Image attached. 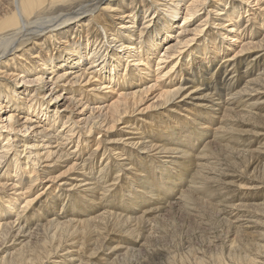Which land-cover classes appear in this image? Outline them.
Here are the masks:
<instances>
[{
  "label": "rangeland",
  "instance_id": "1",
  "mask_svg": "<svg viewBox=\"0 0 264 264\" xmlns=\"http://www.w3.org/2000/svg\"><path fill=\"white\" fill-rule=\"evenodd\" d=\"M115 1L117 3V0ZM137 1L127 0L126 6L123 5L124 2H121V5L117 3L113 7L117 8L120 6L119 10L125 11L123 13L124 15L135 13L137 16L136 25L141 29L142 34H145L150 30L147 29L151 24V22L149 24V19L155 22L157 16L156 14H152L146 20L142 19L141 4ZM144 2L149 4L150 0H144ZM185 2L186 5L192 3L193 7H196V13L192 17H188L189 19L183 23V13L180 10L179 16L176 19L177 22L174 24V27L172 26L173 29L170 31L174 32L171 33L168 44L164 45L165 41L160 43L157 53L150 56V70L152 72L148 74V77L142 79V81H127L123 84L118 76L115 75L112 79L114 81L111 80L112 83L108 84L105 82L102 85L104 81H97L93 82V85H90L87 83V74L88 72H92L93 69H89L85 75H82L78 81L74 82L76 80V74H80V72H77L79 70L76 68H67L69 69L67 76L60 80L58 84H53L55 78L62 73L61 70L63 69V67L55 66L47 70L43 82L40 83L32 81L30 78L34 72H31L33 66L30 69L26 67V64L28 66L31 65L29 60L25 61L26 64L21 65L22 71L25 73L21 72V69L15 64L17 61L16 57L21 51L25 55V49L30 46H36L34 44L35 40L29 41L30 44L26 48L20 47L15 49L10 53V57L8 53V67L16 69L8 72L15 73L16 78H6L0 75V92H7L10 88L16 89L20 95H17V97L23 98L18 99L20 104L23 103L22 101L24 99H30V96L33 94L32 92H35L37 87L40 88V93L42 92L37 96L38 98H41L42 94L47 98L49 96V89L56 90L54 94H61L57 100L60 112L66 114L70 112L73 117L64 126L62 123L65 121H58L55 127L46 129L47 136L42 137L40 132L33 139V134L35 135V133L31 132L32 128L26 134L19 132L18 129L24 121L30 124L32 123L31 125H38L39 120L35 116L26 117L24 109H21L19 105H12V103H10L12 105L10 108L3 107L0 110V133L2 134H0V155H2L0 159V264H264V25H261L262 27L259 24L254 25V20L249 19L251 16L260 19L259 22L264 19V0L259 1L261 3L260 5L255 0H222L221 3L218 0H185ZM161 3L160 1L157 2V4ZM235 5H239L243 11L241 16L233 21L237 23L236 25H239V30L241 31L238 32L242 35L237 42L234 41V38L227 39L223 35V33L228 32V27L233 25L231 21L225 19L224 10L227 11ZM65 7L59 6L56 9V14L60 10L68 9V7ZM129 7L134 8L133 13L128 10ZM158 8L160 10L162 6ZM105 18L108 29H112V27L117 25L114 24L109 14L105 15ZM220 22L225 26L223 24L220 26ZM79 24L78 26L72 24L74 29L71 36L72 38L74 36L78 43L86 38L92 42L90 49L97 48V50L102 51L105 48L102 47L103 43L107 45L111 44L110 40L112 41L113 37L109 34L110 30L105 33L104 29L95 25L93 21L89 24L87 22L82 24L80 21ZM85 24L86 27H83ZM182 24H184V28L178 31L177 26ZM197 26H200V31H195ZM217 30L221 32L217 34L219 39L224 38L226 44H233L231 49L229 48L227 52H224L223 55H226L224 59L213 61V54L207 55L208 57L210 56L209 60L211 64L214 62L217 63L216 68L220 67V73L218 71L217 74L220 77V82L218 81L219 83L217 84L218 89L217 86L214 89V80L204 79L201 83L202 87L199 86L200 89L197 87V92L191 90V95L183 99L185 101L179 97L174 102H171L173 104L169 103L174 107L175 105H183V109L169 107V112L179 110L175 113L173 112V116H175L172 123L169 124L171 126L168 124L159 125L157 118V121L154 119L156 123H153L155 125L158 124V129L155 125L151 124L152 127L150 124L147 125L146 123L148 121L145 118L150 117V115L153 118H161L160 113L168 108L167 106L159 105L162 99L159 96L161 93L168 92L170 89L171 91L177 88L184 90L190 87L191 83L186 85L182 84L186 78L188 80L190 79L189 74L191 71L189 69H195L197 67L200 56L197 54L192 57L191 66H182L181 63L183 59L184 61L188 59L186 53L194 49L204 36H214ZM170 32L167 33L168 36ZM262 41L263 43H261ZM42 42H44L42 48H47V50H51L52 45L58 46L59 43L58 40L55 43L51 42L47 37L42 38ZM112 44L113 47H116V52H121L120 54L125 55V51L120 48L119 43L113 42ZM173 44H177L175 49L169 50L170 54H166L165 52L168 51L167 47ZM157 56L160 58H157ZM94 59H97V57ZM225 59H228L233 64L222 63L221 65L220 63L219 65V61H224ZM122 60H125L124 63L130 61L126 60L125 56ZM203 61L206 62L207 59H203ZM98 63L100 61H96L94 64ZM129 63H133V61ZM214 63L212 64L213 67H209L210 69H214ZM208 65L210 64L208 63ZM231 65L232 67H230ZM224 67H226L225 70ZM132 72L136 74L138 70L133 69ZM22 74H28V76L24 79L21 78ZM196 78L197 80L199 79V74L196 75ZM97 79L98 77H95L94 80ZM69 80H72L74 83L71 84L72 81L68 82ZM204 83L209 84L207 89L211 92L209 94L210 96L207 97L208 103L214 102V107L217 108H214L216 113H210L214 118L208 123L211 129L200 137L202 139L201 141L200 139L198 140L197 136L195 137L194 133V138L190 134L193 139L191 136L189 137V133L185 131L189 125L186 126L183 123L182 116L184 115V110L195 106L193 105V103L195 104L194 99L205 87ZM228 83H230V86L234 85L232 86L234 89L229 91L230 86L228 87ZM92 86L99 89L94 90L92 93ZM102 86L111 87L102 88ZM24 89L25 91L22 92ZM134 91H137L136 95L139 96L141 101L132 99H126V101L132 103V109L137 108V110L132 112L128 108V111L126 110L127 113L122 114L123 117L121 115V119L117 123L104 121L105 115L106 117H110L112 114L113 105L125 101L122 95L124 96L125 93H132ZM214 91L216 94L218 91L219 93L214 95ZM225 91H228L230 95L227 92L225 93ZM95 94L99 96L96 97ZM55 101L53 98L50 103H57ZM132 101H136V104L134 103V105ZM152 102L154 107L153 105L151 108L147 107ZM4 104L5 101L2 105ZM10 104L8 103L7 105L9 106ZM67 106L69 107L67 108ZM49 107L53 108V104H50ZM10 109L12 113L9 111ZM205 113L202 112V116ZM9 114H14L12 115L14 117L13 120L17 119L18 122L16 123L14 121L15 123L11 127H6L4 125L8 122L7 116ZM221 114H223V117ZM162 115V118H165L167 113L163 112ZM176 115L179 116V119L176 118ZM181 122L182 126L179 124ZM174 124H179L180 128H174ZM39 125H44L45 127L48 125V121H41ZM218 126L219 133L217 132L218 129L215 128H218ZM170 127L172 130H170ZM165 128L167 129L165 130ZM214 129L220 136L216 133L214 134ZM169 130L171 135L167 136V133H169L167 131ZM179 130L182 131V137L180 139H187V141L186 139H182V141L187 143L185 146L188 145L187 147L195 150L193 153H195L196 159L192 164L195 169L197 168L196 174L194 173L195 169L190 168L193 167L192 164L187 163L185 165L186 162L183 159L181 163L182 171H180V163L176 165V162L172 161L166 164L164 160L170 157L168 156L169 153H162L159 149L151 146L153 144L157 146L159 139L171 140L172 136H175L176 140H178ZM15 135L27 138V140L29 138L31 142L39 144L38 147L33 148V150H37L36 154L39 156L38 161L34 153L31 155L28 153V149L22 151L23 147H19L16 150L12 147ZM56 136L58 137L56 138ZM27 140L21 141L27 142ZM7 145L10 149L6 151L2 149V146L5 147ZM204 147L206 148V153L204 152L202 155L201 150ZM54 151L62 155L58 161L56 160ZM197 151L200 156L202 155L201 159L198 158ZM3 152L4 154H2ZM18 152L20 153L17 154ZM63 152L66 157L63 155ZM49 153L50 156L45 157ZM146 153L151 155L152 158H149V155ZM116 155L118 156L116 157ZM33 158L35 160H32ZM144 158L147 160L145 161ZM157 158L160 159L158 160ZM167 159L171 160L172 158ZM16 161H18L22 170L15 174L12 168ZM145 162L147 163L145 164ZM82 164L86 166L83 167ZM164 164L170 168L171 173L174 175V191L168 196L162 197L163 199L159 198L160 201L156 200L153 202L149 199L146 201L145 207H135L133 210L138 214L135 211H130L129 213L124 211L125 214L123 210H120L124 204H116L115 202L117 201L114 199L119 196L126 199L132 193V190L141 189L145 185V180L142 177H137V174L133 176L134 170L132 166L135 165L140 171L147 169L149 172L152 171V173H155V175H161L159 171L165 167ZM28 165L30 168H27ZM102 165L107 170H104L101 167ZM119 165H121L120 168ZM195 165L198 167H195ZM122 166L124 168H121ZM82 167L83 170H87L88 168L96 172L97 175L94 178L92 176L89 178L98 180L96 186L95 184L93 185L92 190H87L88 199L92 201H86L85 205L80 196V193L83 194L80 192L83 190V187H70L72 183L76 184L78 179L80 182L85 176L82 173ZM184 167L189 171H186ZM147 170L146 172H148ZM99 171L102 173L99 174ZM105 172L106 174H104ZM108 172L109 175H107ZM177 172L179 175H177ZM176 176L178 178L180 176L181 181ZM105 177V181H109L106 184L103 183ZM190 177L194 183L189 181ZM197 180L199 182H196ZM190 184L192 185L191 187H189ZM193 184H196V186L194 187ZM112 191H116L114 195L111 193ZM71 193L76 194L74 198L70 196ZM79 198H81L80 200L82 202L78 200ZM96 198L98 199L96 200ZM44 200H49L51 204H56H52L53 206L50 203L46 205ZM9 201L12 203L8 207H5V204ZM87 202L91 204H87ZM78 204L79 206L84 205L86 207V210L83 211L84 213L80 209L76 210ZM110 204L113 206V209ZM89 205L92 207L90 208ZM149 205H152V207L150 208ZM96 206L100 207L97 208ZM37 208L38 211L36 210ZM138 208L139 210H137ZM104 209L107 213H105ZM79 211L81 213L78 214ZM59 212L61 213L59 214ZM122 213V217H130L129 219L131 220L124 223H122L123 221L117 222L114 216L122 215ZM51 216L52 218H50ZM90 216L94 218L92 223L94 226L91 227L89 234L85 231L86 228L83 224H79L78 228H76L77 230H81V232L75 234L74 231L72 233L70 228L61 229L62 227H60L55 231L52 228L44 229L43 227L52 220L55 222H60L61 220V223H65L70 218L74 221H79L88 217L91 218ZM61 217L63 220L69 218L63 221ZM77 217L80 219L78 218L76 220ZM38 218L39 220H37ZM18 231L25 232L23 234L26 236L22 233L20 235L17 234ZM17 251L21 253L19 254ZM68 255L71 256L69 257ZM107 260L109 262H106Z\"/></svg>",
  "mask_w": 264,
  "mask_h": 264
},
{
  "label": "bare ground",
  "instance_id": "2",
  "mask_svg": "<svg viewBox=\"0 0 264 264\" xmlns=\"http://www.w3.org/2000/svg\"><path fill=\"white\" fill-rule=\"evenodd\" d=\"M158 1H160L162 3L161 4H157ZM221 1L222 0H218V2H220V3H221ZM242 1H245V0H242ZM246 1H249V0H246ZM255 1H257L259 3L260 0H255ZM121 2H124L123 5L126 6L127 0H117V3H119V5H121ZM137 2L141 4L140 8H141V17H142V19H145L146 20V18L148 16L150 17V15H152V14H156V16H157V20L155 22L152 19H149V24H150V22H151V24H150L149 27H147V29L148 30L150 29V30L147 31V33H145V34H142L141 29H139L138 26L136 25V22H137L136 21V17L137 16L135 15V13H133L134 8L133 7H129L128 8V10L131 13H133V14L130 13L131 15H128L129 14L128 13L127 15H124L123 13L125 11L119 10L120 9L119 8L120 6L117 7V8H114L113 7V6L117 5V3H116L115 0H0V75L1 76H4L6 78H14L15 79L16 78V74L13 73V72H8V71H14V70H16V69H12V68L8 67V64H9V60L7 59L8 53H9V57H10L11 56L10 53L13 52L15 49L20 48V47L26 48L30 44L29 41L35 40L34 44L36 46H34V47L33 46H30L29 48L25 49V52H26L25 55H24V53H22V51H21L20 54H19V52H17L19 55H17V57H16L17 58V61L15 63L16 65H18V68L21 69V72L25 73L24 71H22L21 65H23L25 63V61L29 60V62H30L31 65L28 66L26 63L25 64H26L27 69H30V67L33 66V68H32L33 70L31 72H34V73L30 77L32 79V81H36V82L42 83L43 82L44 75H46V73H47V70L48 69H52L55 66L60 67V68L63 67V69L61 70L62 73L59 74L55 78V81L53 82V84H58V82L60 80H62L65 76H67V73L69 72L68 71L69 69H67V68H76V69L79 70L77 72H80V74H76L77 75L75 77L76 80L74 81L72 79L74 82L78 81L82 77V75H85L86 72L89 69H93L92 72H90V73L88 72V74H87V77H88L87 83H89L90 85H93V82H97V81H104L102 83V85L105 82H107L108 84L109 83H112V81H114L112 79H113V77L115 75L118 76V78L122 81L123 84H125L127 81H130V82H136L138 80H141L142 81V79H145V77H148V74H150L152 72L150 70V68H151V66H150V60H149L150 59V56L151 55H154V53H157L158 48L160 46V43H162V42L165 41L164 45H167L168 44L169 37H171V33L174 32V31H172V32H170V31H171V29H173L174 24L177 22L176 19L179 16L180 10H182V13H183V18L182 19H183V23H184L185 21H187L189 19L188 17H192L196 13V7H193L192 3L186 5L185 0H150V3L149 4L148 3H145L144 0H138ZM260 4L261 3H259V5ZM59 6H66L65 8L68 7V9L67 10L66 9L60 10L56 14V9H58ZM159 6H162V8H160V10L158 8ZM244 12H246V11H244ZM242 13H243V11H242V9H241V7L239 5L232 6L231 9H229L227 11L224 10L225 19L227 21H231L233 23L232 26L228 27L229 28L228 29V32L227 33H223V35H225V38H227V39L234 38V41L237 42V40L242 36L238 32V31H241V30H239V25H236L237 23H234L233 22L234 20H237L241 16ZM107 14H109L111 16L114 24H117L116 26L112 27V29H108L106 27V18H105V15H107ZM125 19H127V20H125ZM249 19L254 20L253 21V24L254 25L255 24H259L260 26L261 25H264L263 24L264 19H262V21H260V22H259L260 19H257L256 17H252L251 16V18H249ZM118 20H120V21L117 22ZM80 21L82 22V24H84L85 22H87V24H89V23H92V21H93L95 25H97L98 27L104 29V32L105 33L110 30V33L109 34L112 35V37H113L112 38L113 40L112 41L110 40V43L111 44H109V42H108L109 45H107L106 43H103V46L102 47H105V48L102 51V50H97V48L96 49H93V48L90 49V47H92V42H91V40L89 41L86 38H85V40H82L80 43H78L74 36H73V38L71 37L72 36L73 29H74V27H73L72 24L78 26V24H79ZM222 24L223 23L220 22V26ZM223 26H225V25L223 24ZM83 27H86V24ZM199 27L200 26H197L196 29H195V31H198L199 30ZM182 28H184V24H182L180 26L179 25L177 26L178 31L180 29H182ZM145 30H146V28H145ZM168 32H170V35L169 36L167 35ZM220 33L221 32L217 30L215 32V35L214 36H210V35L204 36V38L201 41H199V43L196 45V47L194 49H191L190 51H188L186 53V56L188 57V59L185 60V61L183 59V62L181 63L182 66H188V65H190V63L192 62L191 61L192 60V57L194 55H197L198 54L200 56V60L197 63V67H195V69H192V68L189 69L191 71V73L189 75H190V79L192 81L190 79L188 80L186 78L185 82L182 84V85H186V84L191 83L190 84V87L189 88L185 87L187 89H184V90L183 89L181 90V88H179V89L177 88V89L171 91V89H170V91L168 90V92L166 91L165 93H161L159 96L162 97L163 100L161 99V102L159 103V105L160 106H163L164 105V106H167L168 108L166 107L167 109H164L162 111V113H160L161 114V116H160L161 118H159V117L153 118V117H151V115H150V117L145 118L146 121H148L147 123L145 122L147 125H149V124H150V126H151V124L152 125H155L153 122H155V120L157 121V119H158L159 125L160 124H168V125L171 124L172 121L174 120V116H175V115L173 116V112L175 113L176 111H179V110H176V111H173L172 110L173 112H169L170 111L169 110V107H171V108L174 107V106H171L169 103L174 102L175 99H177L179 97H181V99L183 100L184 98L190 96L193 90L197 92V87H199V86L202 85L201 83H202V81L204 79H207V80H210V81L214 80V89L216 88L217 84L220 82V77L217 75L220 67L216 68L217 67L216 66L217 63H214L213 62L214 63V69H210L209 67H211L213 63L212 64L210 63V60H209L210 59V56L208 57L207 55L213 54L212 55V58H214L213 61H215V60H221V59H224L226 57V55H223L224 52H227L229 48L231 49L233 47V44H226V41L224 40V38L219 39L217 37V34H220ZM45 37H47L48 40H50L51 42H54V43L58 40V42H59L58 43V46L52 45V49L51 50H47V48H42V46L44 45L43 44L44 42H42V38H45ZM70 37H71V39H70ZM31 38H34V39H31ZM51 42H50V44H51ZM113 42L120 44V48H122L125 51L124 52V54H125L124 56H125L126 60L133 61V63H129L130 61H127L126 63H124L125 60H122V58L124 57L123 54H120L121 52L120 53L116 52V47H113V44H112ZM187 42H189V41H187ZM98 43H99V41H98ZM261 43H263V41ZM260 44H259V46H260ZM176 45L177 44H173V45L167 47L168 48V51H166L165 53L167 54V53H169V50H171V49L173 50V48L175 49ZM224 45H225V47H227L226 49H225ZM99 46H101V45L99 44ZM93 47H94V45H93ZM97 47H98V45H97ZM123 50H121V51H123ZM95 57H97V59H94ZM158 57L159 56H157V58ZM203 59H207V61L204 62ZM96 61L97 62L100 61V63L94 64ZM208 63L210 65H208ZM220 63L222 65V63L230 64L232 62H230L228 59H225L224 61H219V65H220ZM88 64H89V66H88ZM174 64H176V63H174ZM207 65H208V67H207ZM133 66H134V68L131 69V67H133ZM230 67H232V65ZM225 68L226 67H224V70H225ZM133 69L138 70V72L136 74H134L132 72ZM232 69H234V68H232ZM140 71H141V73H140ZM233 71H235V69ZM74 72H76V71H74ZM219 73H220V71H219ZM17 74H18V72H17ZM137 74H140V75H137ZM197 74H199V79H198L199 81L196 78V75ZM26 76H28V74H22L21 78H24L25 79ZM95 77H98V79L97 80H94ZM72 80H69L68 82H71ZM73 81L71 82V84L74 83ZM233 83L235 84V82H233ZM228 84H229L228 85V87H229L230 86V83H228ZM204 86L205 87L203 88L202 91L199 92L200 87L198 89V92L199 93H198V95L194 99L195 104L193 103V105H195V106H193V107L191 106L192 108L189 107V109L187 108L189 111L188 110H184V113H183L184 115L182 116L183 117V123L186 126L189 125V126H187L188 129L187 128H186L187 130L185 129V131L187 133H189V137L191 136L190 134H192V136L195 134V137L197 136L198 140L200 139L201 141H202V139L200 137H202L205 132H207V131L209 132V129H211L208 126V123L210 122V120H213L214 118H213V116L210 113H213V114L216 113V111H214V108H215L214 107V104H213L214 102L213 103H208V100H207V97L210 96L209 94L211 93L210 90L207 89V87H209V84L204 83ZM232 86H234V85H232ZM232 86H230L229 91L232 90V89H234V87H232ZM109 87H111V86H109ZM109 87L108 86L107 87H103L102 86V88H109ZM224 88L226 89V87H224ZM98 89L99 88H96L95 86H92L91 92L93 93L94 90H98ZM110 89H112V88H110ZM217 89H218V86H217ZM189 90L190 91L192 90V91L190 92ZM24 91H25V89L22 90V92H24ZM40 91H41L40 88L37 87L35 89V92H32L33 94L30 96V99H28V100L24 99V101H22L23 103H20V104H19V100L18 99H20L22 97H17V95L18 96H20V95H19V93H17V90L16 89L10 88V89L7 90V92H0V110L3 107L10 108L13 104H15V106L16 105H19L21 107V109H24V111H25L24 113H25L26 117L29 118V117L35 116L39 120L38 121L39 123H41V121H48V125L45 126V127H44V125H41L40 126L39 123H38V125H31L32 123L30 124V123H27L26 121H24V123L22 125H20L18 131L19 132H24V134H26V132L29 131L32 128V131L31 132L32 133L33 132L35 133V135L33 134V139L35 137H37V135H39L40 132H41V136L42 137L43 136L44 137L47 136V134H46L47 133L46 132L47 130L46 129L55 127V124L58 121H61V122L65 121V122L62 123L63 126H64L65 124L69 123L70 120H72V117H73L72 116V113H70V112H69V114L60 112L59 106L57 105L58 104L57 100H58V98L60 97L61 94H54V92L56 90L49 89V91H48L49 96L47 98L44 97V94H42L41 98H38L37 96L42 93V92L40 93ZM226 92L228 93V91H225V93ZM136 93H137V91H134L132 93H125L124 96L122 95L123 100H125V101H123V103H120L119 102V104L117 103L116 105H113L114 108L113 109L111 108L113 110L112 114L110 115V117H108V116L106 117V115H105L104 116V121H107V122H110V123H112V122L113 123H117L121 119V115L124 114V113H127L128 108H130V111H132V112L136 111L137 108L136 109H132L133 108V107H131V106H133L132 103H128L129 101L128 102L126 101V99H128V100H130V99H132V100H140L139 96L136 95ZM218 93H219V91H218ZM232 93H234V92H232ZM193 94H194V92H193ZM217 94L214 91V95H217ZM228 94L230 95V93H228ZM95 96L98 97L99 95L98 94H95ZM103 96H100V97H103ZM53 98L56 100L55 102H57V103H50V102H52ZM217 99H219V97H217ZM4 101H5V104L2 105ZM183 101H185V100H183ZM132 102H133V104L134 103L136 104V101H132ZM216 102H217V100H216ZM8 103L9 104L12 103V105L10 104L8 106L7 105ZM189 103H190V101H189ZM222 103H223V101H222ZM224 103H225V101H224ZM50 104H53V108H50L49 107ZM171 104H173V103H171ZM174 104H177V103H174ZM152 105H153V102L150 103L147 107H150L151 108ZM157 105H158V102H157ZM159 105H158V107H159ZM176 106L177 105H175V107H174L175 109H178V108L183 109V107H182L183 105L182 106L179 105L177 107ZM68 107L69 106H67V108ZM147 107H146V109H147ZM153 107H154V105H153ZM218 107H219V105H218ZM222 107H223V105H222ZM141 110H143V109H141ZM9 111L11 112V109ZM132 112H131V114H132ZM163 112L167 113V115L165 116V118H162ZM202 112H206L204 116H202ZM221 112L223 113V111H221ZM12 115H14V114H9L7 116L8 122L4 126H6V127H9L10 126L11 127L13 125V123H15V122L17 123L18 122L17 119L13 120L14 117ZM222 115L223 114H221V116ZM122 117H123V115H122ZM176 118L179 119V116H177ZM12 120H13V122H12ZM163 121H165V122L163 123ZM126 122H127V120H126ZM179 124L181 125L182 122L179 123ZM179 124H174L175 125L174 128L175 127L180 128V125ZM220 124H221V122H220ZM29 125H31V126L29 127ZM142 126H143V124H142ZM155 126H157V129H158V124L155 125ZM162 126H165V125H162ZM169 126H171V125H169ZM169 126H168V129H169ZM128 127H130V126L128 125ZM215 128L218 129L217 132L219 133V131H220L219 130V126H218V128L217 127H215ZM13 129H14V127H13ZM166 129L167 128H165V130ZM170 130H172L171 127H170ZM170 130L167 131V132H169V133H167V136H170L171 135ZM69 131L71 132L70 129H69ZM162 131H164V130H162ZM214 131H215L214 134L215 133L217 134V132H216L215 129H214ZM66 132H67V130H66ZM145 132H146V130H145ZM42 133H44V135H42ZM65 135H67V134H65ZM172 135H174V133H172ZM217 135L220 136V134H217ZM178 136H179L178 137L179 138L178 140H176V137L175 136H172L171 137V140H169V139L168 140L159 139L158 142H157L158 143L157 146H154V144L151 145V146L154 147V148L159 149V151H161L162 153H169V155L168 154L167 155L170 156V157H167V158H170V159L172 158V159L171 160H169L167 158H166V160L163 159L166 164L169 163V162H172V161L173 162H176V165L179 164V163L181 164L182 163V159L186 162L185 165H187V163L192 164L194 162V160L196 159L195 158V153H193L195 150L187 147L188 145L185 146L187 143L185 141H182V139H186V138L180 139L182 137V131L181 130H179ZM192 136H191V138H192ZM213 136L217 137L216 135H213ZM57 137L58 136H56V138ZM215 137H213V138H215ZM193 138H194V136H193ZM213 138H212V140H213ZM210 139H211V137H210ZM21 140H27V138H24V137L22 138V137H19L18 135H15L14 142L12 144L13 145L12 147L15 148V150L17 148H19V147H23V150L22 151H25V150L28 149V153L30 155L32 153H34L35 158L38 161L39 156H38V154H36V151L37 150L35 151V150H33V148L38 147L39 144H35V142H31L29 138H28L27 142H22ZM151 141H150V144H151ZM186 141H187V139H186ZM127 143H128V141H127ZM221 145H223V144H221ZM57 146H58V144H57ZM146 146H147V143H146ZM8 147H9L8 145L5 146V147L2 146V149H4L6 151L7 149H10ZM193 148H194V143H193ZM201 151L200 152L203 155L204 152L206 153V148L204 147L203 150H201ZM20 152H18L17 154H19ZM54 152L56 154V160L58 161V159H60L62 157V155L57 154L56 151H54ZM64 152H63V155L65 154ZM90 153H92V152H90ZM2 154H4V152ZM146 154H148V153H146ZM88 155H90V154H88ZM157 155H159V154H157ZM197 155L200 156V154H198V151H197ZM197 155H196V157H197ZM202 155L200 157L198 156V158L201 159ZM1 156L2 155H0V159H1ZM47 156H50V153H49V155H46L45 157H47ZM117 156L118 155H116V157ZM150 157H151V155H149V158ZM35 158H33L32 160H35ZM145 158H144V160H145ZM85 160H86V158H85ZM153 160L155 161V159H153ZM161 160H162V158H161ZM146 163L147 162H145V164ZM156 163H158V162L156 161ZM166 164H164L165 167L162 170L159 171V173H161V175H158V174L155 175V173H152V171L149 172L147 169L146 170L148 172H146V170H142V168H141L142 171H140V169L138 170V168H136V166L133 165L132 166V169L134 170L133 171V174H134L133 176H135V174H137L138 175L137 177H142L145 180V185L142 186L141 189H137L135 191L132 190V193L129 194L126 199H124L122 196H119L116 199H114L115 201H117V202H115L116 204H119V205H123L124 204L123 207H121V208L118 207V208H120V210H123V212L125 211V212H128L129 213L130 211H135V210H133L135 207L136 208L137 207H145V205L147 203L146 201L149 200V199L151 201H153V202L156 201V200L160 201L159 198H162V197L164 198V197H166V195L168 196L169 194H171V192L174 191L173 190V186L175 185V180H174V175L171 173L170 168L167 167ZM154 165H155V163H154ZM197 165H195V167H198L199 166V165L198 166ZM13 166L14 167L13 168L11 167V168L14 169L15 174L18 173L20 170H22L21 169L22 167L18 164V161H16V163ZM85 166L86 165L84 164L83 167H85ZM120 166L121 165H119V168H120ZM124 166H126V165L124 164ZM156 166H157V164H156ZM159 166H160V164H159ZM192 166H193V164H192ZM83 167L81 169H82L83 175H85V176L83 177V179L80 182H79V179H78V182H76V184H73L72 183L70 185V187L71 186L72 187L78 186V188H80V186L83 187V190L80 191V192L83 193V194L80 193V196H81L82 199L79 198L78 200L81 199L83 201L84 205H85L86 201H88V200L92 201L91 199H88L87 190H92L93 189V185L95 184V186H96V184L98 183V180H96V179L94 180L93 179L95 177V175H97L96 172H94L92 169H88V168H87V170H83ZM101 167H103V165ZM181 167H182V164L180 165V168ZM27 168H30V166L28 165ZM121 168H124V167L122 166ZM190 168H194V166L193 167H190ZM103 169H104V167H103ZM126 169H127V167H126ZM149 169H150V167H149ZM174 169H175V167H174ZM182 169L183 168H181L180 171H182ZM184 169L186 170V167H184ZM204 169H206V168H204ZM104 170H107V169H104ZM109 170H110V168H109ZM150 170H152V169H150ZM196 170H197V168L194 171L195 174H196ZM100 171H99V174L102 173ZM186 171H189V170H186ZM190 171L192 172L191 169H190ZM46 172H47V170H46ZM104 174H106V172ZM174 174H176V173H174ZM107 175H109V172H108ZM117 175H118V172H117ZM131 175H129V176H131ZM177 175H179L178 172H177ZM78 176H77V178H78ZM90 176H92L93 178L90 179L89 178ZM102 177H103V174H102ZM176 177L178 178V176H176ZM107 178H108V176H107ZM183 178H185V177H183ZM105 179H106V177L104 178V181H103L104 184H106L107 181H108V180L105 181ZM178 179H180V176H179ZM131 180H132V178H131ZM180 181H181V179H180ZM189 181L192 182V183H194L193 181H191V177H190V180ZM196 182H199V181L197 180ZM196 184L195 185L193 184V186L195 187ZM99 185H100V183H99ZM149 186H151V188H149ZM191 186L192 185L190 184L189 187H191ZM189 189H191V188H189ZM124 190H125V188H124ZM115 192L112 191L111 193H113V195H114ZM117 194H116V196H117ZM65 195L67 196V194H65ZM75 195L72 194V193L70 194V196L73 197V198H74ZM92 195H94V194H92ZM181 195H183V194L181 193ZM70 196H69V198H70ZM126 196H127V193H126ZM179 197H180V193H179ZM181 198H182V196H181ZM97 199L98 198H96V200ZM81 200H80V202H82ZM164 200H166V199H164ZM101 201H102V198H101ZM127 202H128V204H127ZM153 202H152V204H153ZM10 203H12V202H10V201L7 202V204H5V207H8V205H10ZM44 203L46 205L49 204V203L51 204V202L49 200H46ZM83 203H81V204H83ZM88 203H90V202H87V204ZM158 203H160V202H158ZM52 204H56V203H52ZM84 205H80L79 206V204H78V207L76 206L77 207L76 210L77 209H80V211L83 212L84 210H86V207ZM98 205H100V204L98 203ZM54 206H56V205H54ZM110 206H111V204H110ZM89 207L91 208L92 206L89 205ZM96 207L98 208L100 206H96ZM114 207L116 208V206H114ZM149 207L151 208L152 205L151 206L149 205ZM149 207H148V209H149ZM45 208H47V206H45ZM111 208L113 209V206H111ZM36 210L38 211V208ZM40 210H41V208H40ZM87 210H88V208H87ZM137 210H139V208ZM146 210H147V208H146ZM154 210H155V208H154ZM80 211L78 212V214L81 213ZM104 211H105V213H107V211L105 209H104ZM60 213L61 212H59V214ZM100 214H102V213H100ZM109 214H110V212H109ZM120 214L114 216V219L117 222H120V221L122 222L123 221L122 223H124V222H128L129 220H131V219H129L130 217L129 218L122 217L123 216V213H122V215H120ZM57 215H58V213H57ZM99 216H101V215H99ZM99 216H97V217L99 218ZM110 216H112V215H110ZM156 216H157V214H156ZM44 217H46V216H44ZM53 217H55V216L53 215ZM143 217H145V216H143ZM50 218H52V216ZM68 218H66V219H68ZM78 218L79 217H77L76 220H78ZM83 218H84V216H83ZM110 218H113V217H110ZM66 219L63 220V218H62L63 221H66ZM135 219H137V218H135ZM37 220H39V218ZM45 220H47V219H45ZM93 221H94V218H92V217L91 218L88 217V218L83 219V220L81 219L79 221H74V220H72V218H70V220L68 222L66 221L65 223H61L62 222L61 220H60V222H58V221L55 222V221L52 220L51 222L47 223L43 227H44V229L45 228H52L55 231H57L60 227H62L61 229L70 228L72 230V233L74 231V234H75V233L81 232V230H77L76 228H78V225L79 224H83V225H85V228H86L85 231H87V233L89 234L90 233V230H91V227L94 226L92 224ZM40 222H42V221H40ZM31 223H33V222H31ZM34 223H35V221H34ZM26 224H29V223H26ZM20 229H22V228L20 227ZM25 231H27V230H25ZM49 231H50V229H49ZM21 233L23 234L25 232H23V231H18L17 232V234H19V235ZM53 233H55V232H53ZM147 233H148V231H147ZM23 235L26 236L25 234H23ZM20 241H19V243H20ZM17 253L20 254L21 252L20 251H17ZM107 259H109V258H107ZM106 262H109V261L107 260Z\"/></svg>",
  "mask_w": 264,
  "mask_h": 264
}]
</instances>
